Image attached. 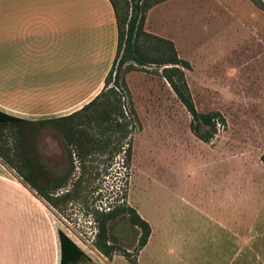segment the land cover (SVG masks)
Returning <instances> with one entry per match:
<instances>
[{
  "label": "rangeland",
  "instance_id": "obj_1",
  "mask_svg": "<svg viewBox=\"0 0 264 264\" xmlns=\"http://www.w3.org/2000/svg\"><path fill=\"white\" fill-rule=\"evenodd\" d=\"M143 29L173 42L189 63L183 74L196 110L219 111L224 129L209 142L197 139L154 65L124 75L126 117L117 121L127 124L125 135L95 117L104 96L73 116L70 133L59 117L80 107L6 126L0 142L7 138L12 155L26 151L34 183L56 204L22 178L0 188L11 264L18 257L37 264L39 248L42 263L52 264L57 229L99 260L95 215L121 201L150 227L136 252L139 230L126 217L106 224L108 242L134 264H264V10L250 0H160L146 10ZM69 135L81 136L82 145L69 144ZM109 259L130 264L117 252Z\"/></svg>",
  "mask_w": 264,
  "mask_h": 264
},
{
  "label": "crops",
  "instance_id": "obj_2",
  "mask_svg": "<svg viewBox=\"0 0 264 264\" xmlns=\"http://www.w3.org/2000/svg\"><path fill=\"white\" fill-rule=\"evenodd\" d=\"M115 47L109 0H0V111L29 120L81 107L102 88ZM10 177L21 179L0 156V188ZM10 234L0 227V264H11ZM55 242L52 264L59 260L57 233ZM87 255L90 262L76 264H111Z\"/></svg>",
  "mask_w": 264,
  "mask_h": 264
},
{
  "label": "trees",
  "instance_id": "obj_3",
  "mask_svg": "<svg viewBox=\"0 0 264 264\" xmlns=\"http://www.w3.org/2000/svg\"><path fill=\"white\" fill-rule=\"evenodd\" d=\"M117 1H120L121 4L117 5ZM158 1L160 0H109L113 8L116 25L114 57L103 79V86L100 91L79 109L59 117L61 120H68L66 123L64 121L62 122L65 132L70 133L69 129L71 127L69 121L73 119L74 115L79 112H84L86 108L94 104L97 98L104 96L102 102L97 105L100 108L97 110L95 117H99L101 121H109L110 124L114 123L113 125L120 127L123 135H125L124 129L127 124H122L117 121V119H120V121L121 119L124 120L126 117L122 110L123 105L120 102V92L127 90L124 75L129 71L137 69V67L149 65L161 67L160 75L167 82L170 89L189 114L188 128L197 139L202 142H209L219 130L224 129L225 120L219 111L196 110L183 74V69H189V63L187 60L178 56L173 42L168 38L146 32L143 29L146 10ZM250 1L256 7L264 10V0ZM143 41L149 42L150 45L145 48L142 43ZM24 122L22 119L0 111V135L6 126H21ZM105 129L110 130V125L108 124ZM68 142L69 144L73 143L74 147H76V143L77 145H82L81 136L79 135L75 138L69 135ZM104 142H107V140H104ZM14 145L16 147V144ZM7 147L10 146H8L5 140L1 142L0 156L5 163L13 167L25 183L40 194L50 205L56 208V204L50 200L49 195L43 194L34 183L31 175L33 167L26 151L18 152V149L15 148L13 155L18 160L13 162L10 158L13 156L11 154L12 149ZM83 153L86 152L83 151ZM128 156L129 150L127 149L125 151V157L128 158ZM261 160L264 166V153L261 155ZM62 195L65 197L67 192H64ZM118 216L126 217L129 224L139 230L134 250L137 252L146 244L150 233L148 222L133 207L121 201L118 204H113L106 210H100L95 215V231L92 237V245L106 258H110L113 253L117 252L127 262L134 264L135 258H131L128 251L108 242L106 224ZM56 233L59 246L58 264H76L91 261L89 256L62 230L57 229Z\"/></svg>",
  "mask_w": 264,
  "mask_h": 264
}]
</instances>
